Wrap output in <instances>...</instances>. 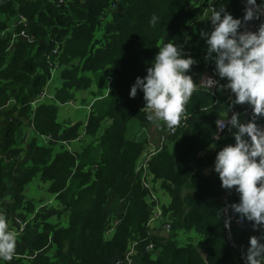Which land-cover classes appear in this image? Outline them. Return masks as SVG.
Returning a JSON list of instances; mask_svg holds the SVG:
<instances>
[{
    "label": "trees",
    "instance_id": "trees-1",
    "mask_svg": "<svg viewBox=\"0 0 264 264\" xmlns=\"http://www.w3.org/2000/svg\"><path fill=\"white\" fill-rule=\"evenodd\" d=\"M59 1L0 0V141L14 140L26 128H33L30 169L18 178L9 167L8 174L0 170V205L6 197L5 181L9 178L14 188L8 197V211L28 220L30 207L23 190L40 172L45 182H51L48 192L59 195L68 215L67 228L43 224L35 240L28 239L27 222L26 232L17 240L19 256L28 252L33 258L29 264H113L114 259L124 258L129 241H134V264H242L224 237L220 204L223 189L213 170L217 152L235 143L228 136L214 139L215 122L229 108L227 90L213 96L197 87L185 106L184 126L170 137L176 141L174 156L164 147L148 162L154 182L170 197V204L163 210L172 219L166 237L152 235L158 222L148 226L152 207L148 192L141 187L140 174L136 173L143 147L125 139L131 120L149 122L141 111L143 93L138 91L135 98H130V90L137 77L146 76L166 31L170 30L171 37L180 42L190 35L191 56L197 61L205 56L206 42L193 31L209 23L204 17L207 0H117L114 10L110 9L113 0H87L85 6L79 5V0H68V8L62 10L58 9ZM223 7L234 18L244 16L234 0L214 5L216 9ZM153 16L157 18L155 25L151 22ZM17 17L29 23L25 38L20 37L24 26L18 24ZM169 41L170 36L165 43ZM200 63L193 66L189 73L192 77L201 79L213 74L214 66L208 68ZM50 79L58 104L73 100L76 92L86 90L91 83L97 86L92 95L96 102L85 127L81 129L84 125L77 122L63 129L57 104L42 102L36 109L31 107ZM233 112L244 115L246 123L251 116L248 105H237L228 115ZM26 118L29 122H25ZM106 120L111 123L102 130ZM257 123L263 125L264 118ZM83 134L95 140L74 155L67 151L68 143H64L63 152H58L53 147L47 149L40 140L69 142ZM212 144L215 149L210 147ZM52 152L56 154L51 161ZM205 153L208 164H212L210 175L199 167L200 154ZM176 163L181 166L179 170ZM185 188L192 192L191 197H182ZM109 193L122 203V212L113 236L107 240L105 204ZM231 199L233 204L239 203V194L234 190ZM190 231L203 239L179 246L177 234ZM239 231L237 240L249 245V238L264 232V228L254 230L253 224L245 220ZM152 242L155 250H161L155 259L146 252ZM51 249L56 251V262L37 255ZM16 264L26 263L18 260Z\"/></svg>",
    "mask_w": 264,
    "mask_h": 264
},
{
    "label": "clouds",
    "instance_id": "clouds-1",
    "mask_svg": "<svg viewBox=\"0 0 264 264\" xmlns=\"http://www.w3.org/2000/svg\"><path fill=\"white\" fill-rule=\"evenodd\" d=\"M264 15V0H246L242 19L234 18L225 8H212V31H202L201 38L207 48L204 59L214 64L213 74L194 83L193 66L198 64L182 46L169 41L164 43L147 68L145 77H137L131 86L130 98L138 91L143 93L142 112L156 125L161 122L168 128L180 123L193 92L199 86L211 92L229 90L234 96L224 116L215 122L220 139L225 130L231 133L235 143L220 149L215 157L214 172L223 190L239 194V203L229 208L241 221L253 224L254 230L264 228V126L257 123L264 118V23L257 32L241 31L248 21ZM156 17H152L155 25ZM190 39V37L188 38ZM218 77V79H217ZM226 81V83H221ZM237 105H248L251 116L241 122V113L228 112ZM215 149L216 145L210 146ZM231 218L225 220L230 228ZM18 234L11 230L4 214H0V261H10L17 245ZM264 235L249 238L244 253L245 264H264Z\"/></svg>",
    "mask_w": 264,
    "mask_h": 264
},
{
    "label": "crops",
    "instance_id": "crops-1",
    "mask_svg": "<svg viewBox=\"0 0 264 264\" xmlns=\"http://www.w3.org/2000/svg\"><path fill=\"white\" fill-rule=\"evenodd\" d=\"M34 1H37V0H34ZM70 1H72V0H70ZM86 1L87 0H79V5L85 6ZM204 17L206 19H208L209 23H207L205 25V27L195 28V30L193 31V34H199L200 35V33L202 31H207V32L212 31V25L210 23V13L208 11H206ZM169 36L171 38V41L173 40L172 42H174V43L176 42L177 45L182 46L184 48V51L187 54L192 55L191 52H192V47H193V38L190 35H186L185 40L183 42H180L176 37L172 38L170 30H167L165 33L164 39H163L164 42L161 43L160 47L163 46V44L165 43V40ZM189 37H190V39H188ZM200 62L208 68H210L211 66H214V64H212L210 62H206L204 59V56L200 60H198V63H200ZM205 75H209V74H205ZM194 78H196V76H193V79ZM200 80L201 79H198V83L200 82ZM89 89H90L91 94L93 95L94 93H96L97 86L94 83H91L86 90H89ZM83 91H85V90H83ZM92 95L89 97L90 100L86 105H83V106L76 108V115L80 116L81 121H79V119H76V120H77V122H80L81 125L82 124L84 125L81 127V129L83 127H85L86 121L88 120L90 112H91L90 110L92 109L94 103L96 102V100L94 99V96H92ZM229 97H230V95H229ZM232 97L234 100V96H232ZM58 103H60V102H58ZM6 106H8V104H6ZM65 113H68V116L74 114L73 112H68L67 110H64L62 113H60V116H58V120L60 123H62L63 119L66 117V116H64ZM242 116H244V115H242ZM26 119L27 120H25V122H29V118H26ZM244 119H245V123H246V117L245 116H244ZM105 126L106 125H103L102 130L105 129ZM32 129L33 128H30V129L26 128L24 130V132L22 134H20V136H17L16 138H14V140L7 139L5 141L4 140L0 141V170H1V173L3 175L5 173L8 174V167H9V170L11 171V173L15 174L14 175L15 178H18L19 176L25 175L26 171L28 169H30L31 159H30V155H29V150L33 144L31 141L32 132H33ZM228 133H227V136L233 138L232 135H228ZM166 134H167V130H166L164 125L162 126V129L159 130L158 125H156L152 122L141 123V122H138L136 120H131L128 123L127 130L125 132V139L127 141L137 142V143H140L142 145L143 148H142V152H141L139 159L143 156L144 151L148 152V151L152 150V149H150L149 146H154L153 148H155V150L151 153L152 157L157 155L162 150V148H164V147H167L169 153L172 156H174L173 149H174V145H175L176 141H173L169 137L168 142L166 144L161 143L162 136H164ZM3 135H5V134L3 133ZM142 135L145 139L142 137ZM79 138H90V137L83 134ZM79 138L77 140H71L69 142L68 141L64 142L63 140H56L54 138H51V141H47L45 138L44 139L39 138V139L42 141V145H44L47 149L52 150V147H53L56 150H58V152L63 150L64 143H68L67 144L68 145L67 151L74 155L75 153L76 154L82 153L87 148V145L93 143L95 140L94 138H91V140H89V141L79 143L78 142ZM13 153H15V154L13 155ZM55 154H56L55 152H52L53 157L51 158V161L54 159ZM202 155H203L202 157H199L200 162H201V165H199V167H202L200 171L201 172L205 171L204 174L210 175V173L212 172V164H208V162H207V158H208L207 153L202 154ZM51 161L49 160V164L52 163ZM138 161H137V163H138ZM137 163H136V166H137ZM180 168H181L180 164L176 163V169L179 170ZM28 173H31V171ZM50 185H51V182H47V181L45 182L43 177H42V174L40 172H37L36 175L33 176L31 182L24 187L23 197L25 195H26V197H29V196L31 197V194H33L36 197V199L31 198L32 202L31 203L29 202L30 214L27 217L28 220H26L28 222L29 227H30L29 231L27 232L28 239L31 238L32 240H35V236H37L39 231H41L43 224H48V225H51L53 227H63V228H67V226H68V219L64 218V211H63L65 204L63 201H61L59 199V195H57V194H54V195L51 194L50 195V193L48 192ZM5 186L7 188V193L8 192L12 193L14 186H13V182L10 181L9 178H8V180L5 181ZM29 189L33 190V192L31 193L29 191ZM161 189H162L163 194L161 193L159 195L160 196L159 197L160 202L158 201V199H156L155 203L153 204V206L150 210V213H154L158 210V207L156 205L161 206L162 212L165 208L168 207V204H166V203L169 202V199L167 197V195L169 196V194L166 192L167 190L165 188H161ZM11 193H10V195H11ZM191 196H192V192L190 190H188L186 188L182 190V197H191ZM37 197L39 198L38 202H39V200H47L48 199L47 205L50 207H52V206L53 207L55 206V207L52 208L48 213H44L43 211H41V209L45 208V206L43 204H40V206L35 209ZM161 199L163 200V204L161 203ZM54 201H56V205H54ZM11 203H13V202H11ZM10 205H12V204H10ZM8 207H10L9 204H6L5 205V211L8 215H12V211L9 212ZM58 210H60V211H58ZM9 227H11V224H9ZM239 229H240V227H237L236 232H235V233H237L238 236H239V232H240ZM162 231L163 230L160 229L157 225V228L152 232L153 233L152 235L158 239L163 238L166 235H164L162 233ZM183 234H185L186 236L182 237ZM237 235H236V237H237ZM256 235L258 237L262 236V235H264V232H257ZM202 239H203L202 236L198 235L194 231H190V232L178 233L176 241H177L178 245L182 247V246H185V245L191 244V243L197 244ZM21 252H23L22 248L20 249V253ZM42 254H44V253H41L40 255H42ZM55 254H56V251L54 249H51L50 251L48 250L46 254H44V257H49V258L53 259L54 262H56L55 261ZM22 255L19 256L17 249L15 248L13 258L9 262H7V261H0V262H1V264H6V263L16 264V261L23 260V258H21ZM40 255H38V256L40 257ZM32 261H33V259H32Z\"/></svg>",
    "mask_w": 264,
    "mask_h": 264
},
{
    "label": "built area",
    "instance_id": "built-area-1",
    "mask_svg": "<svg viewBox=\"0 0 264 264\" xmlns=\"http://www.w3.org/2000/svg\"><path fill=\"white\" fill-rule=\"evenodd\" d=\"M31 1H34V0H31ZM222 1L223 0H207L206 1V7H207L206 11L211 13L214 5L216 3L222 2ZM234 1L237 3L238 9L240 11H242L243 13H245L246 0H234ZM116 3H117V0H113V3L110 6L111 10L115 9ZM68 4H69L68 0H64L63 2L60 1L58 4L59 5L58 9L62 10V9L68 8ZM20 23L23 24L25 30L29 26V23L25 18L24 19L21 18ZM20 23H19V25H20ZM262 23H264V15H261L260 19H258V29ZM25 30H23L21 32V35H20L21 38H23V36L26 35ZM244 30L245 29H241V31H244ZM53 53L56 54L57 50H55ZM57 64H59V63L57 62ZM208 76H211V75H204L202 78H207ZM53 80H54V78H53ZM51 84H52V81L50 79L48 81L47 85H45L42 92L31 103L32 104L31 107L33 109H36V107L42 102H51V103L57 104L59 107L68 106V107H72V109H73L75 106L73 101H68L65 104H58V102L55 101L54 93L51 90V87H53V85H51ZM200 89L208 92L206 89H203V88H200ZM217 92L218 91L214 88L209 93L214 96ZM227 94L230 95V97L227 100V103L230 106L231 102L233 100V97L231 96V93L229 90H227ZM232 114L233 113H231V115ZM231 115L229 116V118L231 117ZM186 117L187 116H183L180 120V123L177 126H174L173 128H168L165 126V128L167 130V134L162 136L161 143L166 144L168 142L169 137L174 136L175 133L178 131V129L184 126V122H185ZM262 126H264V124ZM227 133H228L227 130H225L223 133L219 134L220 139L226 137ZM216 135H217V133H216ZM220 139H218V140H220ZM218 140L215 139V141H218ZM200 155H202V154H200ZM151 157H152V155H150L144 163L136 166V173L140 174L141 187L144 191L148 192V204L152 207L153 204L155 203L156 199H157V197L154 193V186L153 185H157V183L154 182L153 174L149 172L148 162L151 159ZM203 173H205V171ZM220 204L222 207V215H223V220H224L223 228H224L225 240H226L227 244L229 245V247H231L232 250L238 254V256L240 257V259L242 261V264H245L244 253H246L249 245L244 244V243L243 244L240 243V241L237 240L236 233H235V228L242 226L245 223V220L241 221L240 218L238 217V215L235 214L234 212H232L231 209L229 208V206L231 204H233L232 199H231V192L223 190V195L220 199ZM3 205H0V214H4L7 217L9 224H11L10 229L15 231L18 234L17 240H19V237L24 232H26L25 230H26V226H27V221L21 219L17 215H13V214L8 215L5 211V205L6 204H3ZM156 206L158 207V210L152 214V217L148 223V226L152 227V224H154L155 222H158V223L161 222L162 226H163V230H164L163 233H164V235L165 234L167 235L170 233L171 224H172L171 214L168 213V214L164 215L162 212L161 206L160 205H156ZM229 218H231L230 228H226L225 227V220H227ZM118 224H119V220H118V222L114 223L110 227H107V229L104 233L105 238L107 240H109L113 236ZM136 246H137V243H135L134 241L133 242L129 241L126 253L124 254V258L114 259L113 264H134L132 258L136 253V251H135ZM146 252H149L152 255V258L155 259L157 257V255H159L161 250H155V245L152 242L146 247Z\"/></svg>",
    "mask_w": 264,
    "mask_h": 264
},
{
    "label": "rangeland",
    "instance_id": "rangeland-1",
    "mask_svg": "<svg viewBox=\"0 0 264 264\" xmlns=\"http://www.w3.org/2000/svg\"><path fill=\"white\" fill-rule=\"evenodd\" d=\"M17 19H18V24H19L21 22V17H17ZM20 24H22V23H20ZM23 30H25V28ZM25 32H26V30H25ZM25 36H23V38H25ZM193 80H194V83H198V79L197 78H194ZM91 95L92 94L90 92V89L89 90H85V91H78V92L75 93L74 99L71 100L75 104V106H74L73 109H72V107H68V106H66V107H59L58 108V111H57L58 116H60V113H62L64 110H67L68 112H73L74 113L73 115H70V116H68V113H65L64 114V116H66V117L63 119L62 123L59 122L61 125H64L63 126V129H69L70 127H73L77 123V120L76 119H79V121H81L80 116L79 115L78 116L76 115V108L77 107H80V106H83V105H86L89 102V100H90L89 97ZM241 122L242 123H245L244 116H242V115H241ZM110 123H111L110 120H106L101 125H106L105 126V129H106L110 125ZM162 126H163V123L161 122V124L158 126L159 127V130L162 129ZM99 132H101V130ZM228 135H231V133H228ZM60 136H62V135H60ZM142 137H143V135H142ZM89 140H91V139L90 138H79L78 142L79 143H82V142L89 141ZM149 147L152 150H150L148 152L144 151V154L139 159L137 165L144 163L146 161V159L151 155V153L155 150V148H153L154 146H149ZM153 186H154V193H155L158 201L160 202V198H159L160 196L159 195L161 193L163 194V192H162V190L160 188V184L157 183V185H153ZM29 191L31 193L33 192V190H30V189H29ZM9 196H10V192L7 193L5 199L3 200L4 201L3 204H9V200H8V197ZM167 197L169 199V202L166 203V204H170V198H169L168 195H167ZM31 198L36 199V197L33 194H31V197L30 196L29 197H26V195L24 196V199L27 200L30 203L32 202ZM38 199L39 198L37 197V201H36V204H35V206H36L35 209L38 208L40 206V204H43L45 206V208L44 209H41V211H43L44 213H48L52 208L55 207V206L54 207L53 206L50 207V206L47 205L48 199L47 200H39V202H38ZM161 203L163 204V200L162 199H161ZM54 205H56V201H54ZM58 211H60V210H58ZM105 211H106L107 220H108V223H109V226L108 227H110L114 223L118 222V217H120V214L122 212V203L119 202V201L116 202L115 196L112 193H109L108 194V198H107V201H106V204H105ZM64 218H67L68 219V215H67V213H65V211H64ZM158 227L163 230V226H162L161 223H158ZM163 231H162V233H163ZM185 236H186L185 234L182 235V237H185ZM21 248L23 249V247H21ZM40 254L41 253H39L37 255H40ZM40 257H44V256L40 255ZM21 258H23V261L26 264H29V263L33 262L32 261L33 258H31L30 255L28 254V252H26V251L21 256ZM7 262H9V261H7ZM0 264H1V262H0Z\"/></svg>",
    "mask_w": 264,
    "mask_h": 264
},
{
    "label": "water",
    "instance_id": "water-1",
    "mask_svg": "<svg viewBox=\"0 0 264 264\" xmlns=\"http://www.w3.org/2000/svg\"><path fill=\"white\" fill-rule=\"evenodd\" d=\"M242 29H245L251 32H257L258 31V20L253 19L252 21H248Z\"/></svg>",
    "mask_w": 264,
    "mask_h": 264
},
{
    "label": "bare ground",
    "instance_id": "bare-ground-1",
    "mask_svg": "<svg viewBox=\"0 0 264 264\" xmlns=\"http://www.w3.org/2000/svg\"><path fill=\"white\" fill-rule=\"evenodd\" d=\"M60 1H62V0H60ZM60 1H59V2H60ZM59 2H58V4H59ZM62 2H63V1H62ZM58 6H59V5H58Z\"/></svg>",
    "mask_w": 264,
    "mask_h": 264
}]
</instances>
